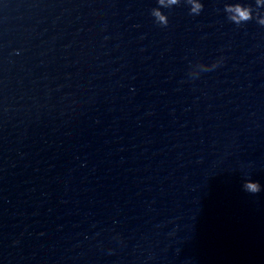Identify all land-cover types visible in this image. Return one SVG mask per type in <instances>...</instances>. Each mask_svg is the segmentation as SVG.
<instances>
[{
    "label": "water",
    "instance_id": "water-1",
    "mask_svg": "<svg viewBox=\"0 0 264 264\" xmlns=\"http://www.w3.org/2000/svg\"><path fill=\"white\" fill-rule=\"evenodd\" d=\"M0 264H264V0H0Z\"/></svg>",
    "mask_w": 264,
    "mask_h": 264
}]
</instances>
